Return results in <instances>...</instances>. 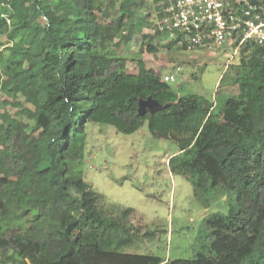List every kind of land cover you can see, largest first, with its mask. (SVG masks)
I'll use <instances>...</instances> for the list:
<instances>
[{"label": "trees", "instance_id": "trees-1", "mask_svg": "<svg viewBox=\"0 0 264 264\" xmlns=\"http://www.w3.org/2000/svg\"><path fill=\"white\" fill-rule=\"evenodd\" d=\"M237 1L264 8V0H229ZM145 6L0 0V264H264V42L241 45L248 54L236 64L237 94L221 103L181 95L176 81L163 82L139 58L128 73L113 48L131 40L135 19L138 32L148 25ZM142 38L154 53L155 36ZM165 47L186 50L174 41ZM148 99L161 109L138 114ZM144 123L153 138L177 144L168 168L194 195H235L226 218L206 220L208 242L190 259L123 253L139 235L133 211L114 214L70 175L87 125L131 134Z\"/></svg>", "mask_w": 264, "mask_h": 264}, {"label": "rangeland", "instance_id": "rangeland-1", "mask_svg": "<svg viewBox=\"0 0 264 264\" xmlns=\"http://www.w3.org/2000/svg\"><path fill=\"white\" fill-rule=\"evenodd\" d=\"M145 2L140 14L147 17L148 25L138 32L135 19L131 40L113 47L117 56L127 59V72L136 73L135 61L139 58L164 76L174 75L181 95H198L221 103V97L237 94L236 64L248 53L234 43L209 52L168 50V41L155 34V2ZM109 14L103 20L105 25L112 23L115 13L111 10ZM143 35L155 36L151 43L154 53L146 50ZM140 47L145 49L141 51ZM84 142L79 160L68 161L70 175L84 180L114 214L125 209L133 211L131 223L139 229V235L132 245L122 249L123 253L152 255L166 261L190 259L208 242L206 220L224 219L236 208L234 194L222 195L213 190L194 195L186 177L168 168L177 144L153 138L147 123L131 134L119 133L109 125L89 124Z\"/></svg>", "mask_w": 264, "mask_h": 264}, {"label": "built area", "instance_id": "built-area-1", "mask_svg": "<svg viewBox=\"0 0 264 264\" xmlns=\"http://www.w3.org/2000/svg\"><path fill=\"white\" fill-rule=\"evenodd\" d=\"M229 0H157L156 30L186 50L211 51L225 44L264 42V8ZM172 74L162 81L174 82Z\"/></svg>", "mask_w": 264, "mask_h": 264}, {"label": "water", "instance_id": "water-1", "mask_svg": "<svg viewBox=\"0 0 264 264\" xmlns=\"http://www.w3.org/2000/svg\"><path fill=\"white\" fill-rule=\"evenodd\" d=\"M161 109L160 105L153 100L141 101L138 108V114H143L145 111L156 112Z\"/></svg>", "mask_w": 264, "mask_h": 264}, {"label": "clouds", "instance_id": "clouds-1", "mask_svg": "<svg viewBox=\"0 0 264 264\" xmlns=\"http://www.w3.org/2000/svg\"><path fill=\"white\" fill-rule=\"evenodd\" d=\"M155 6H156V4H155ZM155 13H156V11H155ZM155 16H156V14H155ZM156 20H157V17H156ZM156 29V28H155ZM167 40V39H166ZM168 41V40H167ZM169 42V41H168ZM175 81V80H174Z\"/></svg>", "mask_w": 264, "mask_h": 264}]
</instances>
